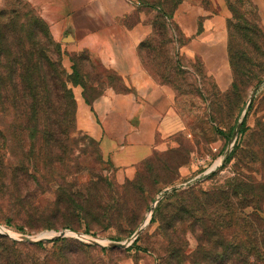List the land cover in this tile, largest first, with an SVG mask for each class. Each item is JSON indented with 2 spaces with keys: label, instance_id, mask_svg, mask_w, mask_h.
I'll use <instances>...</instances> for the list:
<instances>
[{
  "label": "rangeland",
  "instance_id": "1",
  "mask_svg": "<svg viewBox=\"0 0 264 264\" xmlns=\"http://www.w3.org/2000/svg\"><path fill=\"white\" fill-rule=\"evenodd\" d=\"M152 1V3H156L158 0ZM230 2L237 6L251 22L256 23L264 31V6L261 8L254 0H250V2L230 0ZM225 3L230 10L227 0H225ZM230 13L229 19H232L231 10ZM35 15L44 20L53 42V45L48 49L49 58L56 60L60 58L66 75H70L76 66L78 74L80 73L84 80L87 79L97 92L108 85L120 86L117 74L105 68L101 61L93 57L89 51H78L69 47L73 37L68 34H64L61 37L55 36L53 23L47 18L45 7L41 3H35L33 0H0L1 34L4 33L2 22L14 20V24H16V21L20 23L23 22L20 20L21 17L29 22L26 28L31 29V19ZM229 19L227 28L228 45L230 39ZM14 27H10L9 31ZM18 29H20L19 25ZM14 31L12 36L16 37L20 34V31ZM179 31V28L174 24L169 26V40L165 39L164 44L162 41L163 53L161 54V60L164 65L168 62L169 66L170 60L175 65V67L169 68L165 65L167 69H165L164 73L171 75L174 83L179 87L178 104L183 113L186 129L181 135L175 137L176 145L174 147L156 151L145 162L137 165L136 172L131 178L124 180L117 178L115 168L103 157L100 145L98 146L92 142L90 139L92 137L79 130L77 122L76 132L69 135L67 139L65 137L60 144H56L53 140H51L52 143L44 144V152L40 153L43 156L38 157L39 152L35 146L37 147L39 142L32 135V122L29 119V114L32 111V101L16 104V107L13 106L12 108L11 105L9 106L6 103L0 105V131L5 136L4 139H0L1 162L6 164H8V161L11 164L26 162L27 166L31 165L29 176L35 173H38V175L42 173L44 177H48L51 180V182H48L42 178L39 184L31 180L28 181L26 180L25 171L21 167H17L18 164L14 167L16 171L7 169L6 164L5 171L0 167V179L15 176L18 180L17 184L0 183V226L1 228L3 227V229L0 228V234H6L14 239L18 238V240L24 235L37 237L46 231H53L52 234L54 235L58 230L47 228L46 226L52 222L59 226L62 221H68L77 229V231H73L76 233L75 235L68 237L78 238L89 243H94L92 241L97 240L98 243L96 244L108 247L111 242L128 241L133 236H129L132 228L121 217L105 219L102 222H92V233H86L84 231L86 229L84 219L57 217L50 220V217L40 218L33 216L34 213L29 211V209L34 207L40 211H48L58 201V189L62 184L68 192H75L81 190L88 180L97 176L108 179L109 182L116 185H122L130 180L138 183L144 190L141 196L134 197L139 198V202L135 206V211L131 213V217L134 219L133 214L137 217L139 216V219L141 217V220L135 225V230L137 231L149 219L150 222L145 226L141 233V240L138 243L142 249L132 248L130 251L125 250L121 253L123 257L119 264H161L157 248L155 249V247H159V249L164 247L165 237L157 229L158 221L151 223V219L159 203H156V200L163 195L162 193L171 192L175 187L187 188L193 185L212 190L219 185H224L227 179L234 177L237 167L240 169V173L244 175L261 178V175L251 171L253 169H251L252 165H236L235 162L237 160L235 159L226 166L222 165L226 155L233 149L237 140H240L244 145L249 142L254 144V141L259 139V135L264 129V80L258 83V78L251 72L250 75L241 76V78L237 79L238 88L233 91L235 75L230 58H228L229 68L218 67L217 64L220 62L217 60V54L213 53L214 67L212 69L206 67L205 61L200 57H197V61L193 63L186 60L178 46V43H183L186 38L176 33ZM150 37L154 38L156 43L161 40L157 34ZM237 44L238 48H245L252 52L261 50V54L254 58L255 63H251L250 66L257 69L255 71L257 75H261L260 77L264 76V38L257 37L258 48L250 47L248 43H241L240 41ZM29 45L31 44L29 43ZM141 53L143 55V52ZM227 54L229 57V51ZM144 55L145 65L149 69L158 65L156 56L153 58L147 54ZM260 64H263L262 68L259 67ZM74 85L76 84L67 81V88L73 93L77 112V101L73 91ZM255 89L256 94L251 104L252 107L249 108L245 116L250 130L244 135L239 131L234 144L230 145L229 140L227 141L219 131L229 132L234 127L232 131V136H234L243 118L246 104ZM16 93L19 94V91ZM42 106H44V109H42L43 113L46 111H57V107H60L57 103H50L48 105L49 109H47L45 104ZM16 110H18V121L16 119L17 125L14 123L12 128L14 134L11 138L9 137L10 124H12L10 114L15 113L17 115ZM47 121L49 122L48 119ZM70 126L72 127L73 125L71 124ZM45 139L42 137V141ZM45 155L49 157L48 161L51 160L48 163L50 165L49 170L42 161ZM262 172L264 176V166L262 167ZM57 175L64 177L61 184L59 180H55L56 178L58 179ZM102 191L106 198H109L110 191ZM11 192L22 197L21 205L7 198ZM72 198L74 197L65 198L66 201L61 204L72 206L73 203L66 204ZM88 205L90 204L88 203ZM153 206L155 208L152 211L151 208ZM20 227H24L26 233L21 232L19 230ZM59 228L63 230L61 227ZM94 233L96 235H93ZM113 237H120L121 239L118 241L112 240ZM178 237L183 238L185 241L184 248L187 250V255H189L188 260H185L183 264H206L200 258L201 242L198 240L196 232L187 231L182 233L179 231ZM222 237L223 239H229L231 233L223 232ZM215 238L218 239L219 236L217 235ZM132 244L133 242L128 246ZM161 252H164V250L162 249ZM194 255L195 257H193ZM230 264H233V262Z\"/></svg>",
  "mask_w": 264,
  "mask_h": 264
},
{
  "label": "trees",
  "instance_id": "2",
  "mask_svg": "<svg viewBox=\"0 0 264 264\" xmlns=\"http://www.w3.org/2000/svg\"><path fill=\"white\" fill-rule=\"evenodd\" d=\"M227 1L233 16L232 19H229L228 51L235 75L233 91H236L238 88L237 79L250 75L251 72L258 78V83L264 80V76L257 75L255 73L257 69L250 66L251 63H255L254 58L261 54V50L252 52L237 47V43L240 41L248 43L250 47L258 48L257 37L264 38V31L256 23L251 22L230 0ZM238 1L250 2V0ZM180 2L181 0H158L149 5L159 11L158 18L155 20V29L161 40L156 43L154 38L150 37L140 45L144 60V54L153 58L156 56L158 59L156 62L158 65L150 67L151 72L153 71L152 73L162 82L173 85L179 95L178 85L174 83L171 75L164 73L168 62H166V66L163 64L161 54L163 53L162 41L164 44L165 39L169 40V26L174 24L173 13ZM24 19L21 17L20 20L23 22L16 21V24H14V20L2 22L4 33L0 32V105L6 103L12 108L16 107V104L32 101L29 119L32 122V135L39 142L35 148L39 152L38 157H41L43 155L40 153L42 154L45 149L44 144L52 143L51 140L60 144L65 137L67 139L77 130L76 102L73 93L67 88V81L82 85L86 95L89 92L97 95L100 90L97 92L87 79L84 80L82 75L78 74L76 66L70 75H66L60 58L58 60L49 58L48 49L53 45V42L42 18L37 15L33 16L31 29L26 28L29 22ZM18 25L20 29H18ZM12 26L15 27L9 31ZM14 30L20 31L16 37L12 36ZM178 34L181 36L180 31ZM263 64H260L259 67L262 68ZM169 67H175L172 60L169 61ZM17 91L19 94L16 93ZM88 99L91 101L90 97ZM50 103H57L61 108L57 107V111L43 113L44 106L42 105L45 104L49 109ZM16 111L17 115L10 114L12 124H10L9 137L11 138L14 134L12 131L14 123L17 125L18 121V110ZM233 128L229 132H219L228 141L232 137ZM248 130L250 127L245 118L240 133L244 135ZM4 137L0 131V139H4ZM42 137L46 139L42 141ZM90 139L99 146L98 141ZM250 143L244 145L240 140H237L233 149L226 155L222 166H226L235 159L237 160L236 165H252L251 171L261 175L260 179L240 173V169L237 167L234 177L227 179L224 185H219L212 190L193 185L187 188L175 187L171 192H165V196L159 201L151 219V223L158 221L157 229L165 237L164 247L161 249L155 247L161 264H183L185 260H188L189 255L184 248L185 241L178 237L179 231L182 233L196 232V236L201 242L200 258L206 264H230L231 262L233 264H261L264 262V215H262L264 213V176L262 172L264 129H262L259 139L255 140L254 144ZM48 159L49 157L45 155L42 161L49 170L48 163L51 160L48 161ZM247 159L248 161H246ZM7 163L1 162L0 159V167L4 171L6 170L5 164L7 169L14 171H16L14 167L18 164L17 167H21L25 171L26 180L39 184L40 179L43 178V180L51 182L42 173L29 176L31 165L27 166L26 162L11 164L8 161ZM110 165L112 164L110 163ZM57 176L58 179L55 180H59L61 184L64 177ZM0 183L17 184L18 180L15 176L4 177L0 179ZM102 190L110 191L109 198H106ZM143 192L142 187L134 181L129 180L122 185H116L109 182L108 179L97 176L88 180L81 190L75 192H68L62 184L58 189V201L53 207L48 211H40L33 207L29 211L34 213L33 216L50 217V220L57 217L84 219L86 233H92V222L121 217L132 228L129 234L132 236L136 231L135 225L141 220V217L139 219V216L134 214V219L131 217V213L135 211V206L139 202V198L134 197L141 196ZM69 196L74 198L66 204L73 203V205H62L61 203L66 201L65 198ZM7 198L21 205L22 197L20 195L11 192ZM50 220L48 219V221ZM46 227L55 228L58 231L59 227L77 231L68 221H62L59 226L52 222ZM19 230L26 233L24 227H20ZM223 232H230L231 237L223 239ZM217 235L218 239L215 238ZM120 239V237L112 238L117 241ZM140 240L141 234L132 245L121 249L100 246L74 237L28 242L0 234V264H119L123 257L122 252L130 251L132 248H141L138 245ZM162 249L164 252H161Z\"/></svg>",
  "mask_w": 264,
  "mask_h": 264
},
{
  "label": "crops",
  "instance_id": "3",
  "mask_svg": "<svg viewBox=\"0 0 264 264\" xmlns=\"http://www.w3.org/2000/svg\"><path fill=\"white\" fill-rule=\"evenodd\" d=\"M33 1L44 5L55 36L70 35V48L89 51L118 76L119 87L108 85L97 95L73 86L77 127L99 142L117 178L133 177L137 165L156 151L174 147L175 137L186 129L178 91L151 72L139 50L141 42L157 34L159 11L149 6L153 1ZM254 1L264 6L263 0ZM230 16L225 0H181L172 21L186 38L178 43L185 59L193 63L200 57L212 69L216 53L217 66L229 68Z\"/></svg>",
  "mask_w": 264,
  "mask_h": 264
},
{
  "label": "water",
  "instance_id": "4",
  "mask_svg": "<svg viewBox=\"0 0 264 264\" xmlns=\"http://www.w3.org/2000/svg\"><path fill=\"white\" fill-rule=\"evenodd\" d=\"M255 94H256V89L252 92L251 96H250V99L248 101V103L246 104V108L243 112V118L241 119L240 123H239V126L237 127L236 131H235V134L234 136L231 137V139L229 140V144L232 145L234 144L235 140H236V135L237 133H239L240 131V128L242 126V123H243V120L246 116V113L247 111L249 110V108L251 107V104L253 103V100L255 98ZM163 195L165 194L162 193ZM163 195L161 197H159L157 200H156V203H158L160 201V199L163 197ZM155 208V206H153L151 208V210L153 211ZM150 222V219L145 222L134 234L131 238H129L128 241H118V242H111L110 243V247H118V248H126L128 247V245L132 242H134V240L143 232L144 228L146 225H148ZM53 231H46L42 234H40L39 236L37 237H32V236H29V235H24L22 236L21 239L19 240H24V241H28V242H38V241H48V240H51V239H56V238H59V237H68V236H73L75 235L76 233L69 230V229H63V230H60L58 232H55V234L53 235L52 234ZM18 239V238H16ZM92 242L94 243H98L97 240H93Z\"/></svg>",
  "mask_w": 264,
  "mask_h": 264
},
{
  "label": "bare ground",
  "instance_id": "5",
  "mask_svg": "<svg viewBox=\"0 0 264 264\" xmlns=\"http://www.w3.org/2000/svg\"><path fill=\"white\" fill-rule=\"evenodd\" d=\"M0 228H1V226H0ZM1 229H3V227Z\"/></svg>",
  "mask_w": 264,
  "mask_h": 264
}]
</instances>
